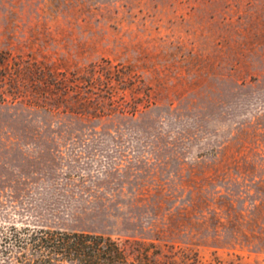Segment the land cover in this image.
I'll use <instances>...</instances> for the list:
<instances>
[{
  "label": "rangeland",
  "instance_id": "obj_1",
  "mask_svg": "<svg viewBox=\"0 0 264 264\" xmlns=\"http://www.w3.org/2000/svg\"><path fill=\"white\" fill-rule=\"evenodd\" d=\"M0 221L264 264V0H0Z\"/></svg>",
  "mask_w": 264,
  "mask_h": 264
},
{
  "label": "trees",
  "instance_id": "obj_2",
  "mask_svg": "<svg viewBox=\"0 0 264 264\" xmlns=\"http://www.w3.org/2000/svg\"><path fill=\"white\" fill-rule=\"evenodd\" d=\"M113 65L92 64L85 70L71 71L69 80L56 79L54 88L62 91H87L101 86L107 88L104 97L115 105L113 85L102 83V74L109 73ZM111 80H112V76ZM81 80V81H80ZM83 80V81H82ZM126 84L124 79H117ZM85 81V82H84ZM83 88V89H84ZM78 94V93H77ZM89 100V99H87ZM86 100V101H87ZM0 264H134L126 247L110 235L86 230H71L0 221Z\"/></svg>",
  "mask_w": 264,
  "mask_h": 264
}]
</instances>
